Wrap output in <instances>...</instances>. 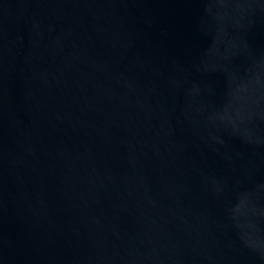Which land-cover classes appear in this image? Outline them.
<instances>
[{"label":"water","instance_id":"1","mask_svg":"<svg viewBox=\"0 0 264 264\" xmlns=\"http://www.w3.org/2000/svg\"><path fill=\"white\" fill-rule=\"evenodd\" d=\"M0 264H264V0H0Z\"/></svg>","mask_w":264,"mask_h":264}]
</instances>
